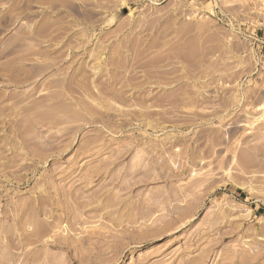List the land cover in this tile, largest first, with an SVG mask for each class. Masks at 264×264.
Here are the masks:
<instances>
[{
    "label": "rangeland",
    "instance_id": "rangeland-1",
    "mask_svg": "<svg viewBox=\"0 0 264 264\" xmlns=\"http://www.w3.org/2000/svg\"><path fill=\"white\" fill-rule=\"evenodd\" d=\"M215 5L0 0V264H264V0Z\"/></svg>",
    "mask_w": 264,
    "mask_h": 264
},
{
    "label": "built area",
    "instance_id": "built-area-1",
    "mask_svg": "<svg viewBox=\"0 0 264 264\" xmlns=\"http://www.w3.org/2000/svg\"><path fill=\"white\" fill-rule=\"evenodd\" d=\"M213 1L216 5H215V9L218 10L219 9V4L221 2V0H211ZM217 12V11H216ZM227 18V17H226Z\"/></svg>",
    "mask_w": 264,
    "mask_h": 264
},
{
    "label": "bare ground",
    "instance_id": "bare-ground-1",
    "mask_svg": "<svg viewBox=\"0 0 264 264\" xmlns=\"http://www.w3.org/2000/svg\"><path fill=\"white\" fill-rule=\"evenodd\" d=\"M130 11H132V10H130ZM130 13V12H129Z\"/></svg>",
    "mask_w": 264,
    "mask_h": 264
}]
</instances>
